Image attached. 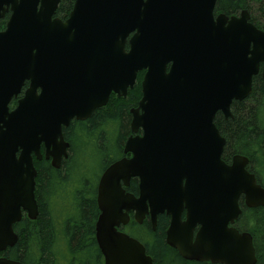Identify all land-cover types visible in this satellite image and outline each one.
<instances>
[{
    "label": "water",
    "instance_id": "water-1",
    "mask_svg": "<svg viewBox=\"0 0 264 264\" xmlns=\"http://www.w3.org/2000/svg\"><path fill=\"white\" fill-rule=\"evenodd\" d=\"M61 1L0 0V21L11 13L0 31V253L19 242L24 214L39 216L34 159L43 160L42 146L59 169L68 157L63 129L112 94L127 97L145 71L124 148L131 157L109 166L98 185L105 264H155L118 231L130 211L138 223L150 215L154 230L160 215L170 217L167 244L186 260L257 264L252 236L230 225L242 196L247 207H264V186L248 158L223 159L215 118L232 117L254 77L264 79V31L248 11L215 19L217 0H77L65 22L53 19ZM132 179L138 197L125 189ZM0 264L23 263L2 256Z\"/></svg>",
    "mask_w": 264,
    "mask_h": 264
},
{
    "label": "trees",
    "instance_id": "trees-1",
    "mask_svg": "<svg viewBox=\"0 0 264 264\" xmlns=\"http://www.w3.org/2000/svg\"><path fill=\"white\" fill-rule=\"evenodd\" d=\"M73 0H64L59 14L65 15ZM263 0H218L217 10L227 15L243 11L251 13V22L264 31ZM255 15V16H254ZM6 20L0 22L4 29ZM140 73L137 84L127 97L112 94L108 104L98 109L86 121L74 120L65 132L70 144L69 155L59 169L46 161L34 159L38 172L36 199L39 216L29 219L25 214L15 226L19 242L0 253L10 260L23 264H104L97 245L95 228L100 215L97 204L98 185L103 172L115 161L124 157L127 139L132 135L131 110L142 97ZM233 116L227 120L217 114L215 124L226 140L223 159L228 163L235 155L249 156L255 163L253 171L264 186V79L254 77L253 93L242 103L234 102ZM259 170L255 169V167ZM131 193L138 194V180L134 179ZM167 215L158 217L155 231L150 224L143 228L141 240L155 264H203L185 261L166 243L169 225ZM253 220L249 225L248 220ZM238 228L259 238L264 234V207L243 208ZM259 264H264L260 252Z\"/></svg>",
    "mask_w": 264,
    "mask_h": 264
},
{
    "label": "flooded vegetation",
    "instance_id": "flooded-vegetation-1",
    "mask_svg": "<svg viewBox=\"0 0 264 264\" xmlns=\"http://www.w3.org/2000/svg\"><path fill=\"white\" fill-rule=\"evenodd\" d=\"M76 1H77V0H73V1H72V6H71L70 10H68V13H67V14H65V15H62V14H61V15H60V14H59V9H60L61 4L64 2V0H62L61 3L59 4L58 9L56 10V12H55V14H54V16H53V19H60V20H62L63 22H65L66 20H68V18L70 17L71 12H72V10H73V8H74V6H75ZM217 1H218V0H217ZM248 12H249V11H248ZM221 14H225V13H223V12H221V11H218V10H217V4H216L215 10H214V18L216 19V18H217L219 15H221ZM249 14H250V22H251V13L249 12ZM225 15H226L227 17L231 18V17H233V16H240L241 13L233 14V15H227V14H225ZM10 16H11V13L7 14L6 17L3 19V20H6V24H7L8 20H9ZM1 21H2V20H1ZM1 21H0V22H1ZM5 28H6V25H5ZM5 28H4V29H5ZM4 29H2V30H0V31H3ZM132 36H133V34L130 35V36L127 38V41H126V50H129V47H130L129 42H130V39L132 38ZM140 73H142V74H143V77H144V75H145L146 72L143 71V72H140ZM140 73H139V74H140ZM138 76H139V75H138ZM253 80H254V79H253ZM136 84H137V81H136ZM136 84L134 85V88H135ZM28 87H29V82H26V84H25V86H24V88H23L22 93L20 94V96H19L17 99H14V100L12 101V103H11V105H10V110H14V109L16 108L19 99L23 98L24 93H25V91H26V89H27ZM134 88L129 89V91H130V90H133ZM141 88H142V82H141ZM129 91H128V93H129ZM252 93H253V92H252ZM251 95H252V94H251ZM251 95H250L248 98H246L245 100H243V101H234V102H237V103L245 102V101H247V100L251 97ZM234 102H233V103H234ZM232 105H233V104H232ZM104 107H105V106H104ZM102 108H103V107H102ZM231 110H232V106H231ZM92 115H93V114H92ZM222 115H223V114H222ZM232 115H233V114H232ZM223 116H224V115H223ZM224 118H225V116H224ZM225 119H226V118H225ZM74 120H76V119H74ZM74 120H72V122H73ZM226 120H227V119H226ZM76 121H80V120H76ZM84 121H86V120H84ZM72 122H71V123H72ZM65 129H66V128L63 129L64 141H65L67 144H69L68 141H67V139H66V137H65V132H64ZM139 134L142 135V132L140 131ZM69 150H70V144H69V147H68V150H67L68 155H69ZM42 153L44 154V158H43V159L46 160V161H48V162H50V163L52 164V159H51V158H50V159H46V147H45V145L42 146ZM124 153H125V152H124ZM235 156H238V155H235ZM235 156H233V157L230 159V161H228V164H232V160H233V158H234ZM240 156H241V155H240ZM130 157H131V154H124V157L121 158V159H119L118 161H120V160H122V159H124V158H130ZM244 157L248 158V160H249L246 169H247L250 173H253V174L256 176L257 181H258V183H259L258 177H257L256 173L253 171V167H254L255 163H252V161H251V159H250L249 156H244ZM67 158H68V157H67ZM67 158H63V159H62V163H63L64 159H67ZM115 162H117V161H115ZM115 162H114V163H115ZM62 163H61V165H62ZM114 163H112V164H114ZM112 164H111V165H112ZM111 165H109V166H111ZM107 168H108V167H107ZM103 173H104V172H103ZM100 179H101V178H100ZM133 180H134V179L131 180V182H130V186H128L127 188H125L126 191H127L128 193H131V192H130V188H131V185H132ZM137 180H138V179H137ZM260 184H261V183H260ZM131 194H133V195H135L136 197H138V195H139V180H138V194H136V193H131ZM97 204H98V203H97ZM240 207H241V209H242V214H243V208H244V207H247L244 196H242L241 199H240ZM247 208H249V207H247ZM259 208H260V207H259ZM251 209H255V208H251ZM99 212H100V210H99ZM242 214H241V216H242ZM128 216H129V221H128L126 224H121L120 227L118 228V231H120V232H122V233H124V234H126V235H128V236H130V237H132V238H135L136 240H138V241L141 242L142 244H143V241L141 240V238L143 239V238L145 237L144 234H143V228L146 226V224H150L151 227H152V230H153V231H155V230L157 229L158 221H157L156 229L154 230V229H153L152 222H151V216H150V215H147V216H146V218H145V220L143 221V223H138V222L135 220V212H134V211H130V212L128 213ZM241 216H240L239 219L235 222V224H234V225H230V227H234V228H236V229H237L240 233H242V234H243V233H249V234L252 236L253 244H254V247H255V249H256L257 264H259V262H260V257H261L260 252H264V234H262L261 237L259 238V244H260V247H261V249H260V251H259V250H258V247H257L258 242H257L256 237H255L253 234H251L250 232H248V231H241V230L238 228V225H239V222H240ZM169 219H170V218H169ZM183 220L185 221V216L183 217ZM170 221H171V220H169L168 228H169V226H170ZM248 223H249V225H252V224H253V220H251V219L248 220ZM168 228H167V230H168ZM199 229H200L199 226L195 229L194 236H196V234H197V232H198ZM167 230H166V232H167ZM95 238H96V228H95ZM96 242H97V240H96ZM166 243H167V238H166ZM97 245H98V243H97ZM143 245H144V244H143ZM167 245H168V244H167ZM144 246H145V245H144ZM168 246H169V245H168ZM98 247H99V246H98ZM169 247H170V246H169ZM171 248H172V247H171ZM99 249H100V248H99ZM172 249H174V248H172ZM174 250L177 252L178 256H180L182 259H184L185 261H188V262H192V263H203V264H221V263H214V262H212V261L186 260L185 258H183V257L180 255V253H179L176 249H174ZM100 251H101V250H100ZM101 253H102V252H101ZM104 264H105V261H104Z\"/></svg>",
    "mask_w": 264,
    "mask_h": 264
},
{
    "label": "rangeland",
    "instance_id": "rangeland-1",
    "mask_svg": "<svg viewBox=\"0 0 264 264\" xmlns=\"http://www.w3.org/2000/svg\"><path fill=\"white\" fill-rule=\"evenodd\" d=\"M254 16H255V15H254ZM255 169L259 170L258 166L255 167ZM260 173H261L262 178H264V172H261V171H260Z\"/></svg>",
    "mask_w": 264,
    "mask_h": 264
}]
</instances>
